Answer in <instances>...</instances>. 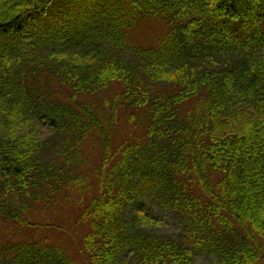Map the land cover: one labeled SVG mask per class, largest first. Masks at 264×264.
Masks as SVG:
<instances>
[{
	"label": "trees",
	"instance_id": "trees-1",
	"mask_svg": "<svg viewBox=\"0 0 264 264\" xmlns=\"http://www.w3.org/2000/svg\"><path fill=\"white\" fill-rule=\"evenodd\" d=\"M65 1L0 0L6 218L34 227L32 200L46 207L89 190L79 218L89 225L87 264H121L126 252L132 264H197L206 255L264 264V0H128L126 11L113 0ZM139 16L168 26L157 48L128 47ZM63 40L76 50L39 54ZM105 93L109 109L98 101ZM121 111L141 126L115 147ZM40 125L60 141L50 157ZM89 138L101 140L95 191L83 172ZM147 202L174 216L176 237L148 231ZM13 246V264H73L59 245Z\"/></svg>",
	"mask_w": 264,
	"mask_h": 264
},
{
	"label": "rangeland",
	"instance_id": "rangeland-1",
	"mask_svg": "<svg viewBox=\"0 0 264 264\" xmlns=\"http://www.w3.org/2000/svg\"><path fill=\"white\" fill-rule=\"evenodd\" d=\"M64 0H58V5ZM91 1V0H88ZM100 1V0H99ZM108 1V0H107ZM114 3L121 5L126 11L129 9L128 0H113ZM65 3H74L73 0H66ZM101 3V1H100ZM129 6V7H128ZM127 7V8H126ZM59 9H55L54 14H57ZM55 22V21H53ZM56 24V23H55ZM169 28L162 20L139 16L136 18L132 28L127 36V45L131 48L141 47L144 49L157 48L159 42L166 36ZM56 38V37H54ZM34 39L33 41H35ZM25 49L28 46L24 43ZM16 48V52L14 54ZM11 56L15 60L24 57V51L20 49V45L15 46ZM29 49V48H28ZM39 54L60 53L61 50H76L71 42L63 40L58 46L50 45L47 47H39ZM30 52V51H29ZM32 51L27 56L30 61H39ZM47 60V57L44 59ZM127 60L131 61V57L127 56ZM39 62H42L40 60ZM105 98L98 100L103 108H111L112 93H105ZM107 98L109 100H107ZM108 101V103H107ZM120 118L117 124L113 145L118 147L119 144L128 140L132 141L136 137L140 125V120L137 119V124L129 123L123 111L119 114ZM39 141L44 143V149L50 151L48 157L55 153V149L60 147L58 139H52L51 130L45 126H39L37 130ZM83 158L85 159L84 175L87 178V185H91V189H97L96 178L94 177L95 167H98L102 153L101 140L88 139L82 146ZM89 180V181H88ZM30 193H33L30 190ZM95 192L91 191H67V194H59L54 204L49 202L48 206H44L39 202L31 201L30 213L27 216L30 224L34 227H20L13 221L6 218V213L0 210V264H13L8 252L13 245L23 242H36L45 245H59L67 249L73 261V264H87L90 260L89 255L85 251L84 237L89 232V225L86 222L79 220L85 207L89 205L91 197ZM13 198V197H12ZM10 197V199H12ZM7 201V203L10 201ZM142 210L147 215L146 228L152 233L168 235L176 237L180 231V225L174 216L158 207L145 203ZM264 252V250H263ZM133 256L126 252L122 257L121 264H132ZM197 264H218L216 258L212 255L197 256ZM262 264V263H261Z\"/></svg>",
	"mask_w": 264,
	"mask_h": 264
}]
</instances>
